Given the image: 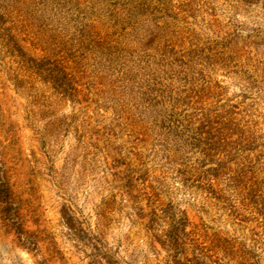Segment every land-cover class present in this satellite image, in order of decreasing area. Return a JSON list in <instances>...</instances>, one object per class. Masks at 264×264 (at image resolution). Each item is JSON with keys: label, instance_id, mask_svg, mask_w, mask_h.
<instances>
[{"label": "rangeland", "instance_id": "obj_1", "mask_svg": "<svg viewBox=\"0 0 264 264\" xmlns=\"http://www.w3.org/2000/svg\"><path fill=\"white\" fill-rule=\"evenodd\" d=\"M0 264H264V0H0Z\"/></svg>", "mask_w": 264, "mask_h": 264}]
</instances>
